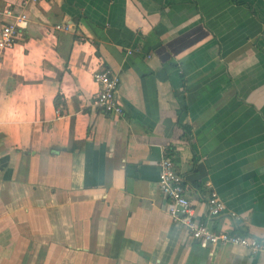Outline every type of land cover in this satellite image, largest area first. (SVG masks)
<instances>
[{
    "label": "crops",
    "instance_id": "0c3cea01",
    "mask_svg": "<svg viewBox=\"0 0 264 264\" xmlns=\"http://www.w3.org/2000/svg\"><path fill=\"white\" fill-rule=\"evenodd\" d=\"M18 13L0 99L27 118L0 123V264H264L190 241L157 186L166 150L197 218L212 187L216 231L264 238V0H0V29ZM101 66L119 116L92 103Z\"/></svg>",
    "mask_w": 264,
    "mask_h": 264
},
{
    "label": "built area",
    "instance_id": "2783aa9c",
    "mask_svg": "<svg viewBox=\"0 0 264 264\" xmlns=\"http://www.w3.org/2000/svg\"><path fill=\"white\" fill-rule=\"evenodd\" d=\"M36 1L24 0V3ZM25 26L26 19L23 13L16 14L14 22H7L2 25L0 29V55L15 46L20 29ZM55 28L57 30L67 29L69 25H55ZM93 81L98 87L92 101L93 105L110 116L121 115L123 109L117 100L121 82L119 73L101 66L93 73ZM157 169V186L159 193L165 200L166 212L172 222L185 231L190 241L205 248L230 246L242 248L251 254L264 253V238L259 239L249 235L216 231L212 227L210 220L220 216L226 210L223 199L212 187H209L205 201L206 218L202 220L195 216L188 187L184 183L183 176L176 169L168 151H163L162 157L157 162ZM231 215L235 216V213L231 212Z\"/></svg>",
    "mask_w": 264,
    "mask_h": 264
},
{
    "label": "clouds",
    "instance_id": "9594fccd",
    "mask_svg": "<svg viewBox=\"0 0 264 264\" xmlns=\"http://www.w3.org/2000/svg\"><path fill=\"white\" fill-rule=\"evenodd\" d=\"M31 91H25L23 99L25 101H31L33 99ZM27 118V110L25 106L17 105L16 98L13 97L8 101L0 99V123H3L7 119H19L24 120Z\"/></svg>",
    "mask_w": 264,
    "mask_h": 264
},
{
    "label": "trees",
    "instance_id": "16d2710c",
    "mask_svg": "<svg viewBox=\"0 0 264 264\" xmlns=\"http://www.w3.org/2000/svg\"><path fill=\"white\" fill-rule=\"evenodd\" d=\"M56 101V100H55Z\"/></svg>",
    "mask_w": 264,
    "mask_h": 264
}]
</instances>
